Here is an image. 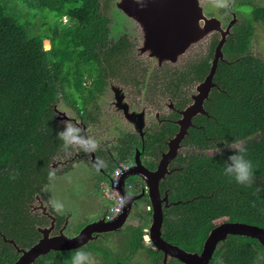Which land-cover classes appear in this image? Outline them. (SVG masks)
<instances>
[{
  "label": "trees",
  "instance_id": "16d2710c",
  "mask_svg": "<svg viewBox=\"0 0 264 264\" xmlns=\"http://www.w3.org/2000/svg\"><path fill=\"white\" fill-rule=\"evenodd\" d=\"M107 1L112 2L0 0V264H13L19 257L16 246L2 234L15 240L18 248H28L41 237L38 227L50 223L32 206L38 195L43 196V188L68 169L53 167L55 158L72 146L65 148L58 137L64 128L56 109L60 101L89 123L88 106L104 93L107 79H147L149 66L138 61L133 43L124 37L110 38V19L103 10ZM252 3H237V12L245 7L249 12L230 29L224 58L213 76L215 85L204 101L206 113L192 118L181 142L192 152L177 154L170 165L172 173L160 186L169 200L164 206L163 236L189 251H201L209 232L224 222L264 228V191L256 192L257 186L264 187V58L251 51L256 26H264V4ZM211 38L205 52L155 69L148 92L154 97L159 87L153 79H163L166 96L192 103L193 87L208 75L220 34ZM223 140L239 143L253 161L252 187L224 175L221 157L207 152ZM230 154L226 152L225 158ZM128 158L124 154L109 162L114 166ZM63 221L58 218L57 226ZM128 228L125 241L129 239L132 251L127 246L130 253L126 250L114 261L106 253L110 262L128 264L133 254L145 249L149 232L139 226ZM221 244L209 264H264V246L256 238L229 235ZM78 249L86 252L82 247L54 250L33 264H71ZM88 249L103 250L96 244ZM146 249L153 259L162 258V251ZM182 263L175 258L169 261Z\"/></svg>",
  "mask_w": 264,
  "mask_h": 264
},
{
  "label": "rangeland",
  "instance_id": "374dc122",
  "mask_svg": "<svg viewBox=\"0 0 264 264\" xmlns=\"http://www.w3.org/2000/svg\"><path fill=\"white\" fill-rule=\"evenodd\" d=\"M122 0H112V2L108 1L104 2L103 4V10L106 16L109 17L110 19V38L117 40L122 36L123 34H127L130 36L129 41L132 42L135 47V54L137 57H139L141 60L145 62L146 65L151 67V65H164L166 62L170 63H176L180 60V57H184L188 53L184 52L178 57V60L175 62H172L170 60L164 59L163 61L161 60L160 62H155L154 59L152 58V50L149 47L148 50L146 48V41L149 38L153 37L152 35L154 34V31L156 33V29L154 27V20L152 19L151 15L153 13L149 12H144V14L141 13L139 9L136 11H126V9L122 8L120 4ZM253 3L252 5L255 4H264V0H252ZM195 3H197V6L200 7L202 10L203 16L207 18L209 16L212 18L213 16L220 18L221 24L220 27H226L228 26L233 19H236L237 23H240L243 21V18L248 15L249 7H245V9L242 10L241 13L236 11V0H195ZM230 9L231 12L233 13H228L227 10ZM233 10V11H232ZM223 16V17H222ZM155 17V16H154ZM153 17V18H154ZM204 18L199 19L197 21V26L201 30V38L199 40L192 41L191 45L187 48L186 51H192L193 48L201 43L204 42V40H207V38L210 34L203 35V32L205 29L204 25ZM226 20V21H224ZM231 20V21H230ZM66 21V18L64 19ZM230 21L228 24L227 22ZM235 22V23H236ZM236 23V24H237ZM155 28V29H154ZM214 32V31H213ZM50 44V42H49ZM51 45V44H50ZM50 45L44 44V47H49ZM203 45H199V47L195 50L198 53L203 50ZM46 48V49H49ZM251 51L253 54L257 56H261L264 58V26H256V31L254 34V37L252 38V43H251ZM191 54V53H189ZM188 54V55H189ZM135 56V57H136ZM151 60V61H150ZM183 60V58L181 59ZM185 61V60H183ZM180 61L179 63L183 62ZM162 67V66H161ZM120 89V85H115L108 89L107 96L102 97V111L103 113H106V119L108 121L110 115L112 120L111 124L108 122V126H101V129H96V128H89L86 129L82 125H80V119L78 118L75 109L73 107H69L67 103L64 100H61L60 103L57 105L56 109L59 112V117L63 120H61L65 126L66 122H71V124L75 127H78L81 129L79 135L84 138V143L88 145V151L92 155L91 151H93V147L95 146V143H98L101 146V143L103 141H110V139L115 140V134H118V131H115L113 128L115 125L124 124L125 123V118H127L133 125L134 128L135 122L131 121L129 119L130 115L132 113H142V118L144 119V126H146L147 123V116L146 112L144 111L145 109L143 108L144 105L147 106V109L151 107V103L142 101L139 104L137 103L135 106L141 109L137 110H132L128 109L125 106H122L119 108L121 105H119V101L115 98L114 103L112 102V105L108 104V101L110 100V94L113 96L117 92V88ZM197 87V86H196ZM195 87H193V93L197 94V90H194ZM119 109L123 110V115L116 111L114 106ZM125 107V109H124ZM140 122H141V116H140ZM60 121V122H61ZM102 125V124H101ZM137 129V128H136ZM114 130V131H113ZM139 132V131H138ZM140 133V132H139ZM143 133H144V128H143ZM108 136L111 138L109 139ZM91 138V139H90ZM71 150H67L64 152V154L58 156L55 158L53 162V167L58 168V169H66L63 172L57 174L60 177H62L59 181H53L51 180L48 185H46L42 192L43 196L38 195L37 198L41 199L40 201L42 202L41 204L45 205L46 208L49 211V215H53L52 211L55 213V215L58 216V218L63 219L62 217L65 216V214L71 215V229L75 231V228L79 229L82 227L85 222H88L89 218L95 219L98 216L102 214V212L105 210H102L104 208V205H102V202L98 201V190L96 188L101 187L103 189H106V196L110 200L109 205H108V210L106 211V216H111L112 217H106L105 218H115L119 214L116 213V207L118 206V198L117 194L121 196L122 198V205L121 209L123 208V202L125 198V193L123 194L122 192V186L125 187L126 193L130 192V187L126 185V182L121 184V179L123 176V171L127 169L128 167L134 165V164H129L128 167L124 168L122 172L118 176L115 175V170L124 167L126 165L124 162L118 163L117 165L111 166L110 162L108 163L109 166H107V169L109 171H112V178L107 177L108 174L105 172L104 167L101 166L100 162L96 160L94 161L96 167L88 162L90 160L83 159L82 155L78 154L79 151L82 150L81 145L79 144H71ZM215 149H207V152L209 154L213 153ZM191 153V152H190ZM70 155V156H69ZM115 162L118 159V156L111 157ZM108 162V161H104ZM115 164V163H114ZM115 167V168H114ZM114 168V169H113ZM73 172L72 177L74 179L69 180L67 177ZM68 174V175H67ZM66 175V176H65ZM103 181V183H101ZM102 190V189H101ZM131 194V192L129 193ZM142 198V197H141ZM50 201V203H47V201ZM141 200V199H140ZM133 204V208L131 210L130 216L128 220L126 221V225L122 229H126L129 226H139L142 228V231L144 230H149L151 222H152V206L151 204H146L142 202V200ZM56 203H61L63 204V210L57 211L55 204ZM39 203L36 202L34 205H38ZM40 204V205H41ZM49 204L53 208L51 211V207H49ZM38 205L37 207H39ZM101 208V211H99V208ZM97 209V210H96ZM42 213L41 210H36ZM46 211V209H45ZM149 211H151V214H149ZM44 214V213H43ZM67 216V217H68ZM80 217H82L80 219ZM69 220V223H71ZM50 224V223H49ZM46 225V226H49ZM45 227V226H41ZM129 230V228H128ZM117 233V232H116ZM52 234H55V232H52ZM128 237V235H123V234H115L111 233L110 235H106L105 238L101 239L98 241L97 244L102 246L108 253V257L111 258L113 261L115 260L114 258L124 255L126 250H131V246L129 244V239L126 243L125 238ZM94 241V239H93ZM97 242V241H96ZM124 245H123V243ZM128 246V248H127ZM143 246L145 248H151L152 250H158L153 243H151L150 237L148 240L144 241ZM132 251V250H131ZM89 257V264H115L114 262H110L103 257V254L100 252L96 253H87ZM169 260V258H168ZM129 261V260H128ZM129 264H166L164 261H157L156 259H152V257L148 256L146 254V251L143 249H140L136 255L134 256V260L130 261ZM168 264V261H167Z\"/></svg>",
  "mask_w": 264,
  "mask_h": 264
},
{
  "label": "water",
  "instance_id": "95a60500",
  "mask_svg": "<svg viewBox=\"0 0 264 264\" xmlns=\"http://www.w3.org/2000/svg\"><path fill=\"white\" fill-rule=\"evenodd\" d=\"M120 6L126 11H136L139 9L142 14L144 12L153 13L151 17L154 20L153 37L147 39L146 50L149 47L152 50V55L155 62L163 61L164 59L175 62L178 57L186 52L187 48L192 44V41H197L201 38V30L197 26L199 19H205V29L203 35L210 34L217 30L221 34L219 43L216 46L214 58L211 61V67L208 75L200 82L197 87V94L193 96V102L181 112L182 118L179 120L180 131L169 142V149L163 154V157L155 170L148 169L142 163V150L138 149L134 155V165L129 167L121 179L128 177L141 176L149 187V200L152 206V222L148 230L151 243L160 251L163 252V261L167 264L168 258L172 257L180 260L184 264H209L213 259L214 254L220 243H225L229 235H241L256 238L264 246V228L258 225H253L245 222H224L214 227L204 241L201 251H189L177 244L167 241L163 236L164 223V206H168L167 197H162L160 193V181L167 173H170L169 163L178 154L181 149V142L188 133V128L192 125V118L199 113H206L204 101L208 98L212 87L215 85L213 76L220 60H223V46L226 43L230 33L231 26L236 19L226 27H220L221 19L213 16L206 19L202 14V9L197 6L195 0H122ZM154 28V29H155ZM120 106L119 108H121ZM125 109V107H124ZM142 113H132L129 117L135 122L137 130L143 135L144 119ZM141 116V122H140ZM67 179H74L73 172L69 173ZM68 175V174H67ZM61 176V175H60ZM58 175L52 180L59 181L62 177ZM66 176V175H65ZM143 194L134 195L126 194L124 198V207L119 215L115 218H100L84 225L79 231L71 229L72 222L69 220L59 232L52 234L55 227L56 218L51 217V224L45 227H39L41 232L40 239L28 248H18L21 252L18 259L13 264H33L40 256L45 255L54 250H70L80 248L90 241L98 237L101 232H112L124 226L128 220L133 204L136 200L143 197ZM39 199V198H38ZM40 207L46 209V206L41 204ZM6 241L12 242L17 246L15 240L7 238L2 234ZM18 247V246H17Z\"/></svg>",
  "mask_w": 264,
  "mask_h": 264
},
{
  "label": "flooded vegetation",
  "instance_id": "af4514ba",
  "mask_svg": "<svg viewBox=\"0 0 264 264\" xmlns=\"http://www.w3.org/2000/svg\"><path fill=\"white\" fill-rule=\"evenodd\" d=\"M239 1L240 0H236V5ZM227 12L232 13L230 9H228ZM207 18H210V17L207 16ZM224 21H226V20H224ZM230 21H228L227 23L229 24ZM235 22L231 26V28H233V26L237 23V22L236 23ZM216 33H219V31L215 30L207 38H205L207 40H204L203 43L199 44V45H203L204 47H203V50L198 52V53L205 52L208 49L210 43H212L211 37ZM123 37L128 39V40L130 39V36L127 35L126 33L123 34L122 36H120V38H123ZM120 38H118L117 40H119ZM220 38H221V34H220ZM130 41H131V39H130ZM199 45L195 46L192 51H186V53L189 52L191 54L188 53L189 55L188 54L185 55L183 57V60L188 59L190 56H192V57L195 56L196 55L195 52L198 51V50L197 51H195V50L199 47ZM133 47H135L134 44H133ZM215 49H216V47H215ZM136 58L138 59V61L141 60L138 57H136ZM183 60L180 59V61H183ZM181 63H184V61ZM161 66H163V65H158V64H155L153 66L151 65V67H149V71L147 73V79H142V81H141V79H136V81H134V82H132V81L124 82L125 80H128V79H107V82L104 85V87H105L104 93L101 94V96H99L98 98H96V100L92 101L90 103V106H88V112L90 113V114H88L90 117V118L88 117L89 123H85L83 118L78 117L80 119V125H82L84 128L86 127V129H89L91 127L96 128V129H101V126H104V127L108 126L109 125L108 122L111 124V121H110V120H112L111 115L107 121L106 113H103V111H102L103 105H102L101 100H102V97L104 95L107 96V94H105V93L108 92L109 86H110V88H112L114 86V84L120 85V87H119L120 89H118V87H116L117 88L116 94H114L113 96L110 94V100L108 101L109 105H112V102L114 103L115 98L119 101V105L125 106L128 109H132V110L141 109L142 107L138 108L135 105L137 103L139 104L142 101H146V102L151 103L150 104L151 107H149L148 109H147V106H145V105L143 107L145 109L144 111L146 112V116H147V123H146V126L144 127L143 135H141V133H139L138 130L136 128H134V125L127 118H125L124 124L117 125V127L115 125H113L114 126L113 128H115L114 130L118 131V134L117 135L115 134L116 139L112 140V139H110L111 137L108 136L110 141H103L101 143V146L98 143L94 142L95 146L93 147V151H91V153L93 152L92 155L88 151V145H86L85 143L79 144V145H81L82 150L79 151L78 154L82 155L83 159L90 160L88 162L92 163L95 167H96V165H95L94 161L95 160H96V162L99 161L101 166L104 167L105 172L108 174L107 177L109 178V180H110V178L113 177L112 173H111L112 171H109L107 169V166H109L108 163L110 161V158L114 157L115 155L118 156V158H120L121 155L126 154V155H129V157H130L126 160H130L132 162H135L134 155L136 154L138 149L142 150V158H143L142 163L148 169L155 170L158 167V165H159V163L163 157V154L168 151L170 140L172 138H174L177 135V133L180 131L179 120L182 118L181 112L183 110H185V108H187L191 103L186 104V105L183 103H179L177 101V95L175 96L176 99H174L170 95L166 96L165 95V84L162 83L163 79H153V81L157 82L158 87H159V90H157V94L154 97H153L151 92H150L151 95L148 92L147 86L149 85L150 81L152 80L150 78H152L151 76L153 75L154 70L157 69V71H158ZM161 76H162V74H160V77ZM153 78H158V77L154 76ZM194 90H196V87ZM194 95H195L194 93L191 95L192 98ZM113 106H114V104H113ZM114 108L116 111L120 112L123 115V110H119L115 106H114ZM77 116H78V114H77ZM172 126H174V128H172ZM189 128H188V132H189ZM172 131H174V134H173V136H170ZM157 138H158V140H157ZM156 141H159L160 143H163L164 145H166L165 148H162L163 145L159 146L160 143L156 142ZM74 144H77V143H74ZM181 146L182 147L178 153H180V152H184V153L192 152V150L189 149V146H185V145L183 146V144ZM131 152H133L132 155H131ZM175 157H177V155ZM104 161H108V162H104ZM123 161H125V160H123ZM171 162L169 163L170 173H167L166 176L163 179H161L159 186H161L162 182L168 178L169 174L172 173V170L170 168ZM110 165L113 166V164H111V163H110ZM174 169L176 170L177 168H174ZM123 181H124V183L126 182V185H128V187H130L131 194L139 195V194L144 193L143 197L140 199L146 205L147 201L145 200L144 197L147 196V198H149L148 183L141 176H139V177L138 176L128 177L127 179H125ZM101 183H103V181ZM96 190H98L97 191L98 192V194H97L98 201L102 202L103 203L102 205H104V208L102 210H104V209L105 210L97 218H95V219L89 218L88 222H85V224H83L82 227L88 223H91L92 221L98 220L100 218H104L106 216V211L108 210V205L110 202V200L106 196V194H107L106 189H103L101 186L99 188L97 187ZM122 192H123V194L127 192L124 186H122ZM130 192H128V194ZM160 193H161V188H160ZM167 194H168L167 191H165L163 193V195L161 193V196L167 197V199H168ZM125 196H126V194H125ZM140 199L136 200L135 205L137 204V202H139ZM40 200L41 199L37 198V202L39 203L38 205H40L42 203ZM168 202H169V200H168ZM47 203H50V201L48 200ZM38 205L33 204L32 211L41 210L42 214L44 213L45 215H47L50 218V224H51V217L49 216L48 209L46 208V211H45V209L43 207H40V206L37 207ZM49 207H51L50 204H49ZM98 208H99V211H101V208L100 207H98ZM52 209L53 208L51 207V211H52ZM52 213H53V216H55V218H56L55 227H54L52 232H55V234H56L57 232H59L60 228L65 225L67 220L71 221V215L68 216L69 212H68V214H65V216L62 217L64 220L63 223L61 225L57 226L58 216L55 215V213L53 211H52ZM106 217H109V216H106ZM81 218L82 217H80V219ZM124 226L118 228L117 230L113 231L112 233L123 234L124 236L128 235L127 231H126L127 228L122 229ZM82 227H80L79 229L76 228V230L79 231ZM109 233H111V232H109ZM106 235H107V232L99 233L98 237L95 238L94 241L93 240L90 241L88 244L82 246V248L86 249V253L100 252L103 254V257L106 259L107 251L102 246H100L103 249L102 251L93 252V250L88 249L91 246V244L99 245V244H97L98 241L105 238ZM123 245H124V243H123ZM222 245L223 244L220 243L219 247ZM16 248L19 251L17 246H16ZM144 250L146 251V254L148 256L152 257V259H153V256L148 254L147 249L145 248ZM20 253L21 252L19 251V255H20ZM127 253H130V250H127ZM135 255H136V253L130 257L129 263H130V261L134 260ZM163 257H164V254L162 253V258L160 259V261H162V262H163ZM171 259H172V257H169L168 264H169V261H171ZM115 264H117V262ZM219 264H221V263H219Z\"/></svg>",
  "mask_w": 264,
  "mask_h": 264
},
{
  "label": "clouds",
  "instance_id": "9594fccd",
  "mask_svg": "<svg viewBox=\"0 0 264 264\" xmlns=\"http://www.w3.org/2000/svg\"><path fill=\"white\" fill-rule=\"evenodd\" d=\"M80 131L81 129L73 126L71 122H66L63 130L58 132V137L64 142V147L68 148L73 143H84V138L79 135ZM226 152H230L231 154L227 155L225 158ZM215 154L220 156L221 160L223 161L224 175L234 179V181L239 185L252 187L255 177L256 166L254 165L253 161L247 157L246 150L240 147L239 143L235 141L223 140L220 144L216 145ZM125 164L128 167V165L133 164V162L129 160ZM127 169H125L123 173ZM54 175V171L49 172L50 178ZM261 191H264V187L257 186L256 192L259 193ZM55 207L57 211H61L63 210L64 206L61 203H56ZM121 211L122 210H120V212ZM110 217H112V215ZM71 264H89L88 254L83 250H76L71 256Z\"/></svg>",
  "mask_w": 264,
  "mask_h": 264
},
{
  "label": "built area",
  "instance_id": "2783aa9c",
  "mask_svg": "<svg viewBox=\"0 0 264 264\" xmlns=\"http://www.w3.org/2000/svg\"><path fill=\"white\" fill-rule=\"evenodd\" d=\"M127 167V165H124V167H120V168H118V169H116L115 170V175L116 176H118L119 174H120V172H122V170L124 169V168H126ZM117 198H118V206L116 207V213H118L119 211H120V209H121V205H122V198H121V196H119L118 194H117Z\"/></svg>",
  "mask_w": 264,
  "mask_h": 264
},
{
  "label": "crops",
  "instance_id": "0c3cea01",
  "mask_svg": "<svg viewBox=\"0 0 264 264\" xmlns=\"http://www.w3.org/2000/svg\"><path fill=\"white\" fill-rule=\"evenodd\" d=\"M109 217H110V215H109Z\"/></svg>",
  "mask_w": 264,
  "mask_h": 264
}]
</instances>
